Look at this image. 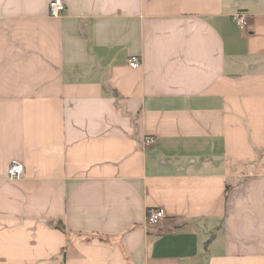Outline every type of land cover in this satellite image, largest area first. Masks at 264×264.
<instances>
[{
  "label": "crops",
  "instance_id": "crops-1",
  "mask_svg": "<svg viewBox=\"0 0 264 264\" xmlns=\"http://www.w3.org/2000/svg\"><path fill=\"white\" fill-rule=\"evenodd\" d=\"M51 1L0 0V264H264V0Z\"/></svg>",
  "mask_w": 264,
  "mask_h": 264
},
{
  "label": "built area",
  "instance_id": "built-area-1",
  "mask_svg": "<svg viewBox=\"0 0 264 264\" xmlns=\"http://www.w3.org/2000/svg\"><path fill=\"white\" fill-rule=\"evenodd\" d=\"M65 10V5L63 0H52L49 5V15L51 17L57 18L60 17ZM234 21L237 25L245 30L248 25V16L246 13L238 12L233 15ZM129 65L133 68H137L141 65V60L136 57L129 59ZM154 139L152 137H147V143H152ZM25 171L24 165L18 161H13L7 168L6 174L9 180H18L21 179ZM168 218L165 210L160 208H150L147 212L146 223L148 226H154L161 221Z\"/></svg>",
  "mask_w": 264,
  "mask_h": 264
}]
</instances>
